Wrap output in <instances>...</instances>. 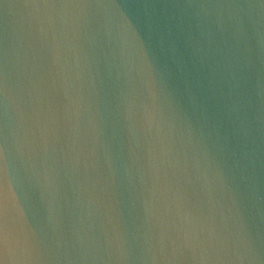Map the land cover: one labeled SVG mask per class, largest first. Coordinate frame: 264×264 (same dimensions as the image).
I'll use <instances>...</instances> for the list:
<instances>
[{"label":"water","instance_id":"1","mask_svg":"<svg viewBox=\"0 0 264 264\" xmlns=\"http://www.w3.org/2000/svg\"><path fill=\"white\" fill-rule=\"evenodd\" d=\"M0 264H264V0H0Z\"/></svg>","mask_w":264,"mask_h":264}]
</instances>
